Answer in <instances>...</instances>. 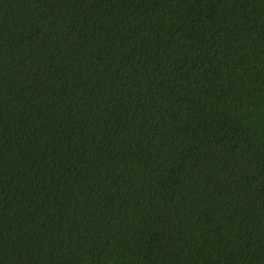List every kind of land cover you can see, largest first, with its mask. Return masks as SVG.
Segmentation results:
<instances>
[{
    "label": "trees",
    "instance_id": "1",
    "mask_svg": "<svg viewBox=\"0 0 264 264\" xmlns=\"http://www.w3.org/2000/svg\"><path fill=\"white\" fill-rule=\"evenodd\" d=\"M0 264H264V0H0Z\"/></svg>",
    "mask_w": 264,
    "mask_h": 264
}]
</instances>
